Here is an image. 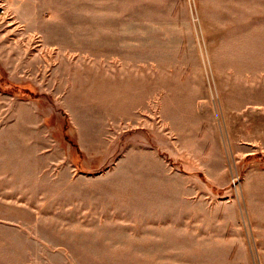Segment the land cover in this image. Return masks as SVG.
<instances>
[{"label":"rangeland","instance_id":"1","mask_svg":"<svg viewBox=\"0 0 264 264\" xmlns=\"http://www.w3.org/2000/svg\"><path fill=\"white\" fill-rule=\"evenodd\" d=\"M0 264H264V0H0Z\"/></svg>","mask_w":264,"mask_h":264}]
</instances>
